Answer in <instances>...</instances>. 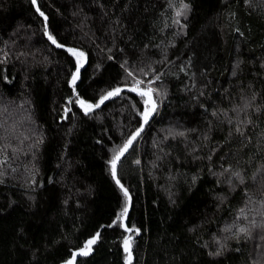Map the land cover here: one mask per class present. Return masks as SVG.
Returning a JSON list of instances; mask_svg holds the SVG:
<instances>
[{"label":"trees","instance_id":"trees-1","mask_svg":"<svg viewBox=\"0 0 264 264\" xmlns=\"http://www.w3.org/2000/svg\"><path fill=\"white\" fill-rule=\"evenodd\" d=\"M37 4L88 64L75 95L32 0H0V264H126L110 161L145 98L77 103L116 88L157 104L117 169L132 264H264V0Z\"/></svg>","mask_w":264,"mask_h":264},{"label":"snow or ice","instance_id":"snow-or-ice-1","mask_svg":"<svg viewBox=\"0 0 264 264\" xmlns=\"http://www.w3.org/2000/svg\"><path fill=\"white\" fill-rule=\"evenodd\" d=\"M37 2V0H32V3L33 5H35ZM183 7L186 9L188 7L187 4H184ZM37 11L39 12V8H37ZM41 16H43L44 14L41 12L40 13ZM177 15H181L180 12H177ZM45 20H47V17H44ZM47 34V33H46ZM48 39L53 43L55 44L57 47H64L63 45L61 44H58L56 39L51 36V35H48ZM69 53H71L73 56H76L77 57V64H76V71L73 73L72 75V79L70 81L71 85L75 86L76 84V81L77 79L79 78L78 74H79V70L80 68L83 66L80 58L84 56V53L83 52H78L77 50L75 49H71L69 48L68 49ZM129 75H131V73H129ZM138 84L141 83V82H137ZM132 91H136L137 89L136 88H133L131 89ZM121 91L120 88H116L114 89L113 91H110L108 92L106 95L104 96H101L100 99H99V102L96 103V104H90V103H87L85 100L83 99H78L77 100V103L79 104V106L84 109L85 111V114H87L88 112H90L94 107L95 108H98L100 106V104H103L105 100H107L109 97L113 96V95H117L119 94ZM151 92L152 90L149 89L147 92L145 91H140L139 94L141 96H149L151 95ZM145 105L147 106L149 103H150V99L149 100H145L144 101ZM155 111V108L152 107V108H148L146 107L145 108V111L142 113V116H143V119H144V122L147 123L148 121V118L149 116L152 114V112ZM140 134V129H137V131L132 135V137L124 144L123 148H121L119 150V152L113 156L112 160L110 161V164H111V174L113 176V178L115 179L116 178V175H117V170H116V165H117V161L120 160V157L124 154V152L127 150V148L132 144V141L136 138V136H138ZM139 163V162H137ZM116 183L119 184V180H116ZM121 187L123 188V186L121 185ZM124 191V195L125 197L128 198V200H130V197L128 196V192L126 189L123 190ZM127 213H128V207H127V203L125 204L124 208L122 209V212L117 216V219L116 221H113V224H115L117 221L121 220L122 217H126L127 216ZM123 226V225H121ZM126 231H131L132 229H125ZM241 232L245 231V229H240ZM97 236H99V233L96 234ZM95 239L96 237H93L91 240L87 241L85 247L88 248L90 247L92 244L95 243ZM124 244H125V250L128 249V245H129V241L127 238H125V241H124ZM80 254L81 255H87V251L85 250H81L80 251ZM75 255V254H74ZM67 264H72V261H68Z\"/></svg>","mask_w":264,"mask_h":264},{"label":"water","instance_id":"water-1","mask_svg":"<svg viewBox=\"0 0 264 264\" xmlns=\"http://www.w3.org/2000/svg\"><path fill=\"white\" fill-rule=\"evenodd\" d=\"M34 7H35V9H36V11H37V8H39L38 7V4H37V2H36V4L34 5ZM38 12V11H37ZM39 14L41 13V11H40V9H39V12H38ZM44 17H46V16H42V18H43V20H44V23H45V28H46V32H45V34H46V38H47V40L54 46V47H56V48H58V49H62V50H66V51H68V49L69 48H66V47H57L55 44H53L49 39H48V35H49V29H48V19L47 20H45V18ZM78 52H81V51H79V50H77ZM74 57H76V56H74ZM81 60H82V64H83V66L80 68V70H79V74H78V76H79V78L77 79V81H76V84H75V86H73V85H71V83H70V87H71V89H73V92L75 93V95H76V93H77V90H76V86L78 85V83L80 82V78H81V75H82V73H83V71L86 69V67H87V64H88V60H87V57L84 55L83 57H81L80 58ZM76 61H77V57H76ZM72 79V78H71ZM71 81V80H70ZM121 89V91H120V93L119 94H122V93H124V92H127V91H131V92H133L134 94H136V95H138V96H140V97H143V98H145V100H149L150 99V103L146 106L145 105V107H148V108H152V107H154L155 108V111H153L152 112V114L149 116V118H148V121H147V123H145L144 122V119H142V125H141V127L139 128L140 129V134L138 135V136H136V138L132 141V144L127 148V150L124 152V154L120 157V160L119 161H117V165H116V170L118 169V165H119V163H120V161L128 154V152L131 150V148L133 147V145L135 144V142L141 137V135L144 133V131H145V129H146V127L151 123V121L154 119V117H155V113H156V110H157V104L155 103V98H154V96L151 94L150 95V97L149 96H141L140 94H139V92L140 91H145L144 89H141V88H136L137 90L136 91H132L131 89H133V88H120ZM113 91V90H112ZM146 92V91H145ZM119 94H117V95H119ZM117 95H113V96H111V97H109L107 100H105L104 101V103L103 104H100V106L98 107V108H93L90 112H88V113H93V112H95V111H97V110H99V109H101L106 103H108L109 101H111V100H113ZM78 107H79V109L81 110V111H83V112H85L84 111V109H82L80 106H79V104H78ZM132 137V136H131ZM130 137V138H131ZM112 178H113V176H112ZM113 180H114V182H115V184L118 186V188L123 192V194H124V187L122 188L121 187V183H119V184H117L116 183V180H119L118 179V174L116 175V178L114 179L113 178ZM120 182V181H119ZM123 186V185H122ZM128 192V191H127ZM128 196L130 197V200H128V198H127V200H128V204H127V207H128V213H127V216L126 217H123V220H122V229L124 230V232H126V234L128 235V241H129V244L134 240V238L135 237H130L131 235H132V233H133V230H131V231H126L125 229L127 228V229H130L129 227H128V219H129V215H130V213H131V208H132V198H131V195H130V193L128 192ZM123 248H124V252L126 253V254H128L129 255V257H128V259H127V262H126V264H132L133 262H134V258H133V255H132V252L129 250V249H127V250H125V244L123 245Z\"/></svg>","mask_w":264,"mask_h":264},{"label":"rangeland","instance_id":"rangeland-1","mask_svg":"<svg viewBox=\"0 0 264 264\" xmlns=\"http://www.w3.org/2000/svg\"><path fill=\"white\" fill-rule=\"evenodd\" d=\"M139 84H140V83H139ZM83 250L87 251V253L90 254V253H91V250H92V245H91L90 247H88V248L85 247ZM129 250H130V249H129ZM88 254H87V255H88ZM77 255H78V256H85V255H81L80 252H79V254H77ZM73 262H74V260H72V264H73Z\"/></svg>","mask_w":264,"mask_h":264}]
</instances>
